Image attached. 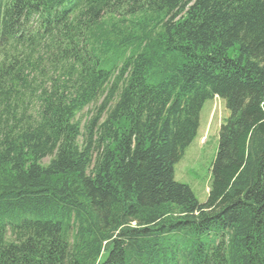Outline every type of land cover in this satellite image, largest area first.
Returning a JSON list of instances; mask_svg holds the SVG:
<instances>
[{
    "label": "trees",
    "instance_id": "trees-1",
    "mask_svg": "<svg viewBox=\"0 0 264 264\" xmlns=\"http://www.w3.org/2000/svg\"><path fill=\"white\" fill-rule=\"evenodd\" d=\"M0 264H264V0H0Z\"/></svg>",
    "mask_w": 264,
    "mask_h": 264
},
{
    "label": "rangeland",
    "instance_id": "rangeland-1",
    "mask_svg": "<svg viewBox=\"0 0 264 264\" xmlns=\"http://www.w3.org/2000/svg\"><path fill=\"white\" fill-rule=\"evenodd\" d=\"M95 110V105L88 108L83 114V121L86 122ZM228 113L220 97L208 99L201 111L198 135L175 165L176 180L188 184L201 203L208 200L211 166L218 151L220 125Z\"/></svg>",
    "mask_w": 264,
    "mask_h": 264
}]
</instances>
